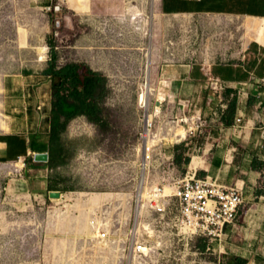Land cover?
Returning <instances> with one entry per match:
<instances>
[{"label": "rangeland", "instance_id": "obj_1", "mask_svg": "<svg viewBox=\"0 0 264 264\" xmlns=\"http://www.w3.org/2000/svg\"><path fill=\"white\" fill-rule=\"evenodd\" d=\"M156 1L0 0L1 129L2 80L22 69L43 73L51 53L55 69L77 63L103 78L95 94L101 113L69 122L60 164H0V264H235L247 249L240 245L247 238L244 210L220 238H189L176 208L162 216L147 196L154 187L175 190L193 156L175 139L194 119L179 122L178 103L163 101L158 72L191 61L199 68L231 62L246 43L264 45V20L163 15ZM146 84L145 107L139 96ZM35 170L61 198L27 181ZM141 183L146 196L137 202ZM260 183L264 190V173Z\"/></svg>", "mask_w": 264, "mask_h": 264}, {"label": "crops", "instance_id": "obj_2", "mask_svg": "<svg viewBox=\"0 0 264 264\" xmlns=\"http://www.w3.org/2000/svg\"><path fill=\"white\" fill-rule=\"evenodd\" d=\"M156 6L163 15H221L264 20V0H157ZM232 56L234 59L228 63L203 64L213 77L225 84L220 93L208 90L204 73L193 61L161 68L158 84L166 88L163 101L178 103L175 116L179 122L193 114L200 118L196 140L185 142L186 135L180 138L181 146L193 154L189 168L195 169V178L211 177L219 185L236 187L244 195L241 231L247 238L240 245L247 249H242L237 257L247 263L264 264V190L260 183L264 173V45L250 41ZM1 85L6 123L3 120L5 127L0 128V164L47 152L50 78L22 69L5 77ZM233 99L236 105L231 112L228 106ZM193 161L196 166H191ZM46 169L47 166L45 172ZM42 177V172L35 170L26 179L40 181L45 191H55L52 183Z\"/></svg>", "mask_w": 264, "mask_h": 264}, {"label": "built area", "instance_id": "obj_3", "mask_svg": "<svg viewBox=\"0 0 264 264\" xmlns=\"http://www.w3.org/2000/svg\"><path fill=\"white\" fill-rule=\"evenodd\" d=\"M201 70L206 78L209 91L220 93L225 89V84L219 78L213 77L207 68L201 66ZM192 119L195 124L188 127L185 142L187 140L195 141L198 137L201 128L198 124L200 118L192 115L189 119H180L183 123L188 124L191 121L187 120ZM160 140L167 142L163 138ZM175 141L181 142L180 139H175ZM165 160L169 164L171 158L168 156ZM156 190L160 189L154 187L150 194H156ZM157 199H163L164 202L156 204L154 200H151L152 210L164 216L169 214L171 206L175 207L180 231L189 238H220L224 235L227 227L238 222L240 213L245 207L244 195L241 190L236 187L219 185L211 177L197 179L195 178V169L191 168H188L184 177L179 181L173 195Z\"/></svg>", "mask_w": 264, "mask_h": 264}, {"label": "trees", "instance_id": "obj_4", "mask_svg": "<svg viewBox=\"0 0 264 264\" xmlns=\"http://www.w3.org/2000/svg\"><path fill=\"white\" fill-rule=\"evenodd\" d=\"M49 67L43 72L51 80L52 93L49 112V132L46 135L48 164L61 163V134L66 130L69 122L74 118L84 115L90 120H96L101 113V108L95 100V94L103 78L100 74L87 70L81 71L77 63L55 69V54L51 53ZM236 100L233 99L228 106V111H234ZM180 157H176L178 161ZM32 161V158H30ZM52 187H54L52 185ZM53 190H57L54 187ZM204 251V246L199 247ZM235 264H247L245 260L237 259Z\"/></svg>", "mask_w": 264, "mask_h": 264}, {"label": "bare ground", "instance_id": "obj_5", "mask_svg": "<svg viewBox=\"0 0 264 264\" xmlns=\"http://www.w3.org/2000/svg\"><path fill=\"white\" fill-rule=\"evenodd\" d=\"M145 88H146V90L142 91V93L139 96V102L142 103V104H144V106L146 107V103H147V93L150 91V88H149L148 84H146V87ZM150 125H151L150 121L147 120L146 121V125H145V130H144V136H143L145 146H149L152 143V141L149 138V136H150L149 133L151 131L149 129V126ZM3 126H4V124H3ZM3 126L1 125V127H3ZM144 166H146L145 163H144ZM142 183H143V181H142ZM142 183L139 185V188H138L139 191H138L137 198H136L137 199V202L139 201V199L141 200V199L145 198V196H146V193H145L146 190H145V188L143 189L141 187ZM156 191H157L156 194H150L149 191H148L147 198L150 199V200H154L156 202V204H159V200L157 198L169 196L175 190H174L173 187L169 188L168 186H165L163 188V190H156ZM142 251H145V250H142Z\"/></svg>", "mask_w": 264, "mask_h": 264}, {"label": "water", "instance_id": "obj_6", "mask_svg": "<svg viewBox=\"0 0 264 264\" xmlns=\"http://www.w3.org/2000/svg\"><path fill=\"white\" fill-rule=\"evenodd\" d=\"M48 153L47 152H41V153H34L32 156V161L34 163H47L48 162ZM49 196L51 198H61L62 192L60 191H50L48 192Z\"/></svg>", "mask_w": 264, "mask_h": 264}]
</instances>
